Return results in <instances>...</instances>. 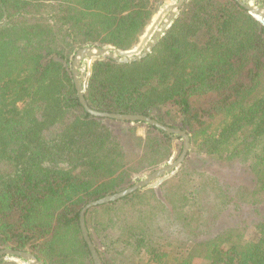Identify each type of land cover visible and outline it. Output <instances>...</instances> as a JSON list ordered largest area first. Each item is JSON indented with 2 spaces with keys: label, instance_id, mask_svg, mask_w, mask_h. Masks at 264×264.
<instances>
[{
  "label": "trees",
  "instance_id": "1",
  "mask_svg": "<svg viewBox=\"0 0 264 264\" xmlns=\"http://www.w3.org/2000/svg\"><path fill=\"white\" fill-rule=\"evenodd\" d=\"M165 1L0 0V250L94 264L81 209L180 155L181 138L88 114L72 75L82 47L136 49ZM91 70V108L192 143L158 186L88 212L104 264H264V22L235 0H188L147 58Z\"/></svg>",
  "mask_w": 264,
  "mask_h": 264
},
{
  "label": "water",
  "instance_id": "2",
  "mask_svg": "<svg viewBox=\"0 0 264 264\" xmlns=\"http://www.w3.org/2000/svg\"><path fill=\"white\" fill-rule=\"evenodd\" d=\"M188 0H176L174 3L162 9L159 16L153 22L151 27L143 37L140 45L131 51L122 52L114 47H93L85 46L77 50L72 61V75L79 102L84 110L93 117L112 119L119 122H144L164 133L173 137L181 138L183 141L182 151L180 155L173 161L163 165L161 168L153 171L144 178H137L136 183L119 192L106 195L102 198L93 200L87 203L80 211V229L82 236L89 248L94 264H104L97 248L92 241L87 224L86 216L88 212L99 206L117 202L123 198L130 196L138 191L150 187L153 183H161L175 174L187 159L192 143L190 134L181 129L167 126L151 116L145 114H126L117 112H105L91 108L85 98L88 89V82L91 76L92 64L95 60L110 59L119 64H131L139 62L147 58L155 49L158 42L176 20L179 10L187 3ZM241 7L247 10L252 16L264 22V6L254 3L253 0H235ZM88 65V75L83 80L82 71L85 69V64ZM16 257L20 261H25L28 264H43L33 253L28 251L6 248L0 250V258Z\"/></svg>",
  "mask_w": 264,
  "mask_h": 264
},
{
  "label": "rangeland",
  "instance_id": "3",
  "mask_svg": "<svg viewBox=\"0 0 264 264\" xmlns=\"http://www.w3.org/2000/svg\"><path fill=\"white\" fill-rule=\"evenodd\" d=\"M176 0H166L165 1V3H164V5L162 6V8L160 9V11L155 15V17H154V19H153V22L156 20V18L159 16V14H160V12L162 11V9H164V8H166L168 5H170V4H172V3H174ZM253 2H254V0H253ZM255 3V2H254ZM153 22H152V24H153ZM151 24V25H152ZM151 25H150V27H151ZM149 27V28H150ZM149 30V29H148ZM145 36H146V34H145ZM144 36V37H145ZM88 72H89V70H88V65H87V63L85 64V69L82 71V75H83V80H85L86 79V77H87V75H88ZM140 132H143V130L142 129H140ZM183 142V141H182ZM182 146H183V143H182ZM176 159V158H175ZM174 158H171V160H169V162L170 161H173V160H175ZM168 162V163H169ZM167 164V163H166ZM163 165H165V164H163ZM163 165H161L159 168H161ZM158 168V169H159ZM157 170V169H156ZM152 173V172H151ZM148 174H150V173H148ZM148 174H145V175H142V176H140V177H138V178H144V177H146ZM135 183H136V180H135ZM134 183V184H135ZM155 184V183H154ZM133 185V184H132ZM155 186H158V185H156L155 184ZM159 197H161L162 195L161 194H159L158 195ZM93 210V209H92ZM253 230H248V232L246 231H239V230H237L235 233H234V236H235V239H238V240H244V239H246V238H250V237H253L252 235H251V232H252ZM118 258H119V260H126V256H118ZM21 264H28V263H23L22 261H20V260H18ZM127 261H128V259L126 260V264H130V263H127ZM137 261V260H136ZM119 262V264H121L120 263V261H118ZM194 264H205V262L204 261H202V260H199V259H197V260H195V263Z\"/></svg>",
  "mask_w": 264,
  "mask_h": 264
}]
</instances>
